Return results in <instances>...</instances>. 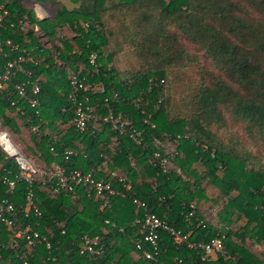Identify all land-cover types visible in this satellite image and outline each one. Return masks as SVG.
Segmentation results:
<instances>
[{"label": "trees", "instance_id": "obj_1", "mask_svg": "<svg viewBox=\"0 0 264 264\" xmlns=\"http://www.w3.org/2000/svg\"><path fill=\"white\" fill-rule=\"evenodd\" d=\"M0 1L8 10L7 22L0 24V68L20 57L40 83L41 117L26 121L34 109L19 99L10 83L9 91L0 89V128L19 135L28 132L36 161L59 164L66 171L92 172L128 196L105 193L108 204L101 209L102 199L80 185L75 194L54 195L48 185L36 181L41 216L24 221L46 235L52 248L23 240L13 248L1 246L11 240L13 230L0 223V264H264V166L248 147L252 141L264 146V0H242L245 8L239 0H70L72 8L59 0H36L52 12L40 19L21 0ZM68 29L71 36L64 35ZM180 34L192 43L194 52ZM41 38L54 43L47 46ZM129 49L136 54L138 70L119 77L115 60ZM199 52L213 69L201 61ZM93 53L94 64L89 61ZM187 67L198 71L188 96L190 111L170 116L168 71ZM67 70L83 84H93L94 91L84 93L100 115L96 120L100 129L90 121L80 132L69 122L73 115ZM24 78L20 75L17 80ZM110 109L122 111L145 129L146 146L102 120ZM229 118L242 125L248 146L237 149L226 136L239 137L219 134ZM33 124L40 131H32ZM175 135L182 137L169 166L149 162L153 151L164 150L155 141ZM67 150L72 153L66 158ZM0 160L17 171L1 150ZM113 170L131 184L130 189L117 178L110 179ZM206 182L225 198L217 224L205 221L194 203L207 200ZM3 193L5 187L0 185ZM23 195L24 184L19 183L10 195L16 207L23 203ZM133 195L168 226L186 234L187 240L177 243L167 230L159 229L155 260L144 257L138 243L153 249L135 222L144 209L129 199ZM241 219L243 223L233 229ZM221 225L226 235L220 232ZM84 234L99 237V254L79 253ZM217 236L223 239L226 257L217 254L203 260L204 252L189 246ZM248 239L262 249L254 252Z\"/></svg>", "mask_w": 264, "mask_h": 264}, {"label": "built area", "instance_id": "obj_2", "mask_svg": "<svg viewBox=\"0 0 264 264\" xmlns=\"http://www.w3.org/2000/svg\"><path fill=\"white\" fill-rule=\"evenodd\" d=\"M8 10L4 7L0 1V24L7 22ZM22 26L25 22L22 19L17 21ZM10 44V41L7 40ZM12 48H17L13 46ZM2 51L0 45V52ZM96 54L93 53L89 57L91 63H95ZM20 75H23L24 79H19ZM67 80L69 81L70 90L68 91V99L70 100L72 107V118L70 123L80 131L87 129V124L92 120L100 119L95 111V108L89 104V96L84 92L88 89L94 91L93 84L85 85L72 70H67ZM14 83L13 87L16 93L22 101L26 102L30 107L34 109L33 115H26L23 108L16 105V108L22 115H26V121L32 122L34 117L41 120L39 116V93L40 83L38 79L32 78V72L27 70L21 63L20 57L18 59L7 60L2 68H0V89L3 91H9V84ZM103 87L100 89L102 90ZM18 103V100H12V104ZM148 102L146 101V104ZM63 110H67L64 108ZM102 120L108 122L112 129L120 132L127 133L129 138L137 145H144V133L145 129L134 125L133 120L124 114L122 111L113 112L111 109L106 116L102 117ZM147 123V120H143ZM1 125V122H0ZM154 125L152 124L151 127ZM32 131H38L37 125H32ZM40 131V130H39ZM181 135L167 136L163 141H155L158 146L162 147L163 152L153 151L149 157V162L156 163L163 168H166L171 163V159L175 154V146L178 140L181 139ZM54 142L55 139H54ZM53 149V147H51ZM0 150L5 159H10L17 168L16 172H13L6 162L0 160V185L5 187V193L0 195V223H4L12 228L11 240L3 242L1 246L16 247L19 241H26L28 245H35L44 243L47 249L52 248L51 242L47 239L46 235L40 233L38 229L34 227L32 222L24 221L25 218L38 219L41 216L40 202L37 198L34 190V184L36 181H41L42 184L48 185L49 189L54 195L60 192H70L75 194L76 186L80 185L85 188V191L94 192L95 196L102 199L100 208L102 209L108 204V199L105 193L108 195L117 194L121 197H128L124 191L114 189L110 180H104L102 178H96L92 172L84 173L81 170L74 169L66 171L64 167L56 163L49 165L44 164L39 166L36 160L28 157L19 143L14 142L11 134L3 128H0ZM72 151L67 150L64 152L67 158ZM104 158L105 155H104ZM106 161L103 162L105 165ZM106 166V165H105ZM110 179L117 178L119 182H123L125 189L131 188V184L124 183V177L120 176L119 171L113 170L110 172ZM19 183L24 184L23 203L18 207L11 200L12 195ZM129 199L139 207L144 209L142 216L136 217L135 222L140 225L141 233H143V240L149 242L153 252L141 243L137 244V248L141 254L148 258L155 260L157 254L156 239L158 237V230L165 229L171 235H173L175 242L179 243L183 240H187V235L183 234L181 230H175L173 227L168 226L159 216L148 210L147 204L140 200L136 196H129ZM38 225V222H35ZM189 246L199 247L204 255L202 259H206L207 256L221 255L226 257L228 252L224 246L222 237H213L208 241H200L198 243H189ZM101 252V245L99 244V237H90L84 234L81 238V244L79 247L80 254L97 255Z\"/></svg>", "mask_w": 264, "mask_h": 264}, {"label": "rangeland", "instance_id": "obj_3", "mask_svg": "<svg viewBox=\"0 0 264 264\" xmlns=\"http://www.w3.org/2000/svg\"><path fill=\"white\" fill-rule=\"evenodd\" d=\"M24 2L31 3L32 0H21ZM237 1V0H236ZM241 6L243 8L246 7L245 2L242 0H239ZM34 14L36 17H38V14L35 9H33ZM46 12H48L46 10ZM48 15H50L52 12L49 11ZM45 16V14H44ZM47 16V14H46ZM39 18V17H38ZM66 32L64 35H72L73 33L68 29L65 30ZM181 41L187 46L188 50L190 52H194V46L192 43L183 35L180 34ZM42 42H46L47 46H51L54 42L52 41L49 45V42H47L46 38H41ZM199 58L201 57V61L206 64V66L210 69H213L211 65H209L207 57L202 53H198ZM115 65L117 67L118 73L120 74L119 77H123L126 74L133 73L138 70V60L136 58V54L134 50L129 49L121 53L119 58H116ZM168 82H167V91H166V98L169 100L167 110L169 111L170 116H186L188 112L190 111V103L188 100L189 93H191L194 89V86L196 84V81L198 79V71L195 67H187V68H173L170 71H168ZM67 76V72H66ZM67 79V78H66ZM92 126L100 129L101 124L96 121H91ZM62 125V124H61ZM14 142L19 143L23 151L28 157L36 158L32 156V153L30 152V145L32 144L31 139L27 136H29V133L26 132V134L19 135L18 132L10 133ZM219 134L221 135H232L233 137H239L238 139L231 140L226 136V140L231 143L232 146L235 148H243L248 146V137L245 136L243 133L242 125L238 123H234L230 118L227 122V125L225 128L219 131ZM28 139V140H27ZM236 140H239L240 142L236 143ZM252 141V140H251ZM251 146H248L257 157L260 158V164L264 166V146H258L257 141L250 142ZM258 161V159H257ZM36 163L39 166H43L44 162H41L39 160L36 161ZM106 167L108 166L107 162L105 163ZM199 169L202 171V169L199 167ZM118 171V170H117ZM207 189V200L200 201L199 203L194 202L196 206L198 207V210L202 213V217L205 219V221L210 222L212 224H217L218 218L217 214L220 211V207L222 205V201L225 200V198L221 195L219 190L211 185L210 183H205ZM232 195H234V192H232ZM243 223V220L236 221L233 225V229H238L239 226ZM248 246L256 253H258V250L262 249L256 245V243L252 242V240H247Z\"/></svg>", "mask_w": 264, "mask_h": 264}, {"label": "crops", "instance_id": "obj_4", "mask_svg": "<svg viewBox=\"0 0 264 264\" xmlns=\"http://www.w3.org/2000/svg\"><path fill=\"white\" fill-rule=\"evenodd\" d=\"M59 1L67 8H72L74 6V4L70 0H59ZM22 3L25 4L26 6L30 7L32 9V11H33V9H35L37 14H38L39 19L46 17V14H47V16H49L48 15L49 12H46L45 6L41 5L36 0H32L31 3L22 1ZM44 14H45V16H44Z\"/></svg>", "mask_w": 264, "mask_h": 264}, {"label": "water", "instance_id": "obj_5", "mask_svg": "<svg viewBox=\"0 0 264 264\" xmlns=\"http://www.w3.org/2000/svg\"><path fill=\"white\" fill-rule=\"evenodd\" d=\"M220 232L223 233L224 235L227 234V230L223 225L220 226Z\"/></svg>", "mask_w": 264, "mask_h": 264}]
</instances>
